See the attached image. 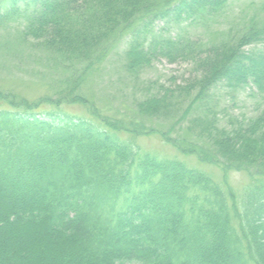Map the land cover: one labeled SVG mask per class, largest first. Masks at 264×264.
<instances>
[{"label": "trees", "instance_id": "obj_1", "mask_svg": "<svg viewBox=\"0 0 264 264\" xmlns=\"http://www.w3.org/2000/svg\"><path fill=\"white\" fill-rule=\"evenodd\" d=\"M229 2L12 0L0 9V32L20 21L12 39L54 74V94L33 101L0 89V264H264V19L214 40L184 34L223 18ZM156 22L177 32H154ZM122 41L119 62L134 81L157 59L189 62L195 76L148 82L119 118L107 115L87 86ZM219 88L248 89L263 108L219 126L210 105ZM150 135L222 180L140 151L134 140ZM234 174L247 178L239 193L227 182Z\"/></svg>", "mask_w": 264, "mask_h": 264}, {"label": "rangeland", "instance_id": "obj_2", "mask_svg": "<svg viewBox=\"0 0 264 264\" xmlns=\"http://www.w3.org/2000/svg\"><path fill=\"white\" fill-rule=\"evenodd\" d=\"M11 3L12 0H0V9L7 8ZM19 5L22 3L20 2ZM252 16L264 19V0H230L225 16L216 22L196 27H188V22H184L182 27H188L184 34L190 39L214 40L219 38L223 32L240 28ZM19 23L20 21L13 23L0 32V89L12 91L19 97L33 101L44 95L54 94L51 91L52 63H47L40 55L37 56L36 51L31 50L29 45L24 46L19 41L12 39L14 30ZM164 26L163 22H156L154 32L162 31L163 28H165L163 31L165 33L174 34L177 32L176 25ZM123 48L122 41L110 54L99 75L90 79L89 86H87L88 95L93 98L98 107L104 108V113L107 115L119 118L121 114L115 115L117 109H125V106H129L136 97L145 91L148 82L158 81L164 85L173 82L183 84L187 79H193L195 76L189 62L170 64L164 59H157L150 68L144 70L138 82L134 81L125 73L119 62ZM210 105L214 107L219 126L226 128L231 126L232 120L254 117L263 108L262 100L256 95H251L248 89L232 93L225 88H219L215 91ZM63 109L73 116L85 115L80 106H64ZM134 142L142 152L159 159L177 158L189 167L201 168L217 180H222L217 169L208 165H199L194 158L177 154L156 135L140 137ZM227 182L239 193L241 187L247 183V178L234 174L229 176Z\"/></svg>", "mask_w": 264, "mask_h": 264}]
</instances>
